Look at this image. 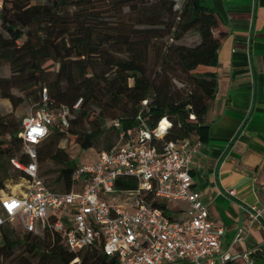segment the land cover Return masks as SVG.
Masks as SVG:
<instances>
[{"label":"trees","instance_id":"1","mask_svg":"<svg viewBox=\"0 0 264 264\" xmlns=\"http://www.w3.org/2000/svg\"><path fill=\"white\" fill-rule=\"evenodd\" d=\"M177 5V0H5L0 6V61L11 68L9 77H0L1 97L18 105L23 99L12 89L25 96L45 89L39 107L46 93L51 106L67 105L75 113L67 127L53 123L38 145L39 170L48 162L56 166L40 171L41 177L57 173L49 187L69 190L74 170L84 163L59 147L67 136L75 137L82 149L98 152L112 147L122 132L152 131L167 117L170 127L161 136L153 135L152 144L161 147L164 142L203 137L207 128L203 116L218 90L223 36L214 34L219 20L208 0H183ZM189 33H196L199 42H178ZM181 75L186 77V93L174 83ZM108 120H112L109 125ZM21 130L22 121L16 123L0 113V160H27ZM102 137L105 144L98 147ZM6 178L8 168L2 162L0 190ZM117 186L131 189L137 182L130 177ZM155 204L169 209L166 202ZM16 248L23 250L16 253ZM254 255L257 264H264L261 251ZM76 258L80 263H72ZM0 260L5 264H119L101 248L72 251L50 234L19 236L9 224L0 232Z\"/></svg>","mask_w":264,"mask_h":264},{"label":"built area","instance_id":"2","mask_svg":"<svg viewBox=\"0 0 264 264\" xmlns=\"http://www.w3.org/2000/svg\"><path fill=\"white\" fill-rule=\"evenodd\" d=\"M71 117L69 106H51L46 93L43 104L23 117L19 135L27 160L15 157L11 163L23 171L19 185L24 189L10 194L0 190V232L9 224L25 233L50 234L72 251L101 248L119 264H255L257 250L264 257V243L236 255L223 250L225 231L210 218L202 192L193 186L192 164L200 143L190 137L161 147L152 144L153 135L161 136L170 127L167 117L152 131L122 132L112 147L74 170L69 190L49 187L40 176L38 145L53 123L67 127ZM164 119L168 124L162 128ZM130 177L137 182L135 188L117 186ZM168 201H184L185 216L171 217L155 204ZM253 210L252 219H264V206ZM243 237L240 229L237 239Z\"/></svg>","mask_w":264,"mask_h":264},{"label":"crops","instance_id":"3","mask_svg":"<svg viewBox=\"0 0 264 264\" xmlns=\"http://www.w3.org/2000/svg\"><path fill=\"white\" fill-rule=\"evenodd\" d=\"M208 2L219 20L214 34L223 38L217 94L203 116L207 128L192 137L200 143L193 186L225 231L223 250L236 255L264 243L263 217L251 218L254 206H264V0ZM240 229L244 237L237 239Z\"/></svg>","mask_w":264,"mask_h":264},{"label":"rangeland","instance_id":"4","mask_svg":"<svg viewBox=\"0 0 264 264\" xmlns=\"http://www.w3.org/2000/svg\"><path fill=\"white\" fill-rule=\"evenodd\" d=\"M179 7L183 0H177ZM0 31L2 30L1 26V20H0ZM179 43H184L187 45H194L197 42H199V36L196 33H189L184 38H182ZM11 75V68L9 66V63L0 61V77H9ZM186 77L181 75L179 78L175 80V85L177 88L181 89L183 92L187 91L188 85L184 83V79ZM31 91V90H29ZM45 89L41 91L44 92ZM12 92L17 96L22 98V102H20L18 105H14L9 99L2 98L0 95V113L4 116H10L14 119V121L17 123L19 121H22L23 117L31 112H34L38 109L40 104V90H36L35 92H30L26 96L21 92L20 89L14 88L12 89ZM186 93V92H185ZM19 99V98H18ZM75 117V113L72 114V118ZM86 123V122H85ZM112 123V120H108L107 125ZM88 123H86V127L88 128ZM107 135H110L113 140H115V134L113 131L108 130ZM6 139H10L9 135H5ZM105 144V138L102 137L100 141H98V147H103ZM59 147L66 150V152L69 153V155L72 158L78 159V161L81 162H90L95 159L96 151L94 149H88L84 150L81 148L80 144L75 141V137L67 136L59 141ZM4 162L6 167L8 168V178L5 179V193H20L22 189H24L23 185H19L21 183L20 176L18 175L20 172L13 167V165L9 162H7L5 159L2 161L0 160V164ZM54 169L56 166L48 162L44 164L42 167H40V171L44 173L46 169L48 168ZM57 173H49L43 175V180L48 183L52 182V179L56 177ZM55 186V185H54ZM57 186V185H56ZM169 209L168 214L171 217L174 218H181L185 216L186 211H181V207H184L186 203L184 201H168L167 202ZM17 224V223H16ZM18 225V224H17ZM16 232L19 236H22L25 232H23L21 227L16 228ZM23 250V248H16V253H20ZM81 259H78L77 263H80Z\"/></svg>","mask_w":264,"mask_h":264},{"label":"bare ground","instance_id":"5","mask_svg":"<svg viewBox=\"0 0 264 264\" xmlns=\"http://www.w3.org/2000/svg\"><path fill=\"white\" fill-rule=\"evenodd\" d=\"M167 124H168V121H167L166 119H164V120L162 121V123H161V127H162V128H165Z\"/></svg>","mask_w":264,"mask_h":264}]
</instances>
